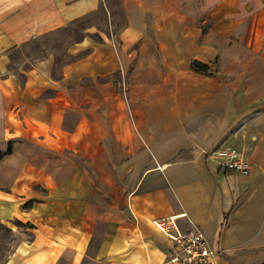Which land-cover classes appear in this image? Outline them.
<instances>
[{"label":"crops","instance_id":"obj_1","mask_svg":"<svg viewBox=\"0 0 264 264\" xmlns=\"http://www.w3.org/2000/svg\"><path fill=\"white\" fill-rule=\"evenodd\" d=\"M119 3L124 25L69 49L84 55L14 71L13 48L107 2L0 0V219L32 231L4 264H180L152 225L167 215L212 264L263 262L264 0Z\"/></svg>","mask_w":264,"mask_h":264},{"label":"rangeland","instance_id":"obj_2","mask_svg":"<svg viewBox=\"0 0 264 264\" xmlns=\"http://www.w3.org/2000/svg\"><path fill=\"white\" fill-rule=\"evenodd\" d=\"M106 2V7L101 6L66 25L13 48L10 52V69L16 71L35 59L47 55H52L58 63L71 61L86 53V50L69 51L75 42L84 37L91 38L95 42L99 41L101 36L105 37L102 32L108 35L117 33L124 25L123 9L119 0H106ZM113 36L116 39V35ZM23 223L18 219L8 221L0 219V264L8 260L14 249L21 256L28 253L25 245L17 246L19 242L27 243L31 238L32 231L29 224Z\"/></svg>","mask_w":264,"mask_h":264},{"label":"built area","instance_id":"obj_3","mask_svg":"<svg viewBox=\"0 0 264 264\" xmlns=\"http://www.w3.org/2000/svg\"><path fill=\"white\" fill-rule=\"evenodd\" d=\"M212 153L221 167L249 173L250 163L235 148L220 146ZM177 219V215L152 219V225L172 242L170 259L180 264H212L215 249L209 246L204 234L190 220V228L181 229Z\"/></svg>","mask_w":264,"mask_h":264},{"label":"trees","instance_id":"obj_4","mask_svg":"<svg viewBox=\"0 0 264 264\" xmlns=\"http://www.w3.org/2000/svg\"><path fill=\"white\" fill-rule=\"evenodd\" d=\"M191 68H193L194 70H197V71H201L203 73H207L208 70H209V67H208V65L206 63H202V62L197 61V60H193L191 62ZM9 149H10V144L7 143L6 151H9ZM0 156H1V153H0ZM20 223H22V222H20ZM259 264H264V261L259 263Z\"/></svg>","mask_w":264,"mask_h":264}]
</instances>
